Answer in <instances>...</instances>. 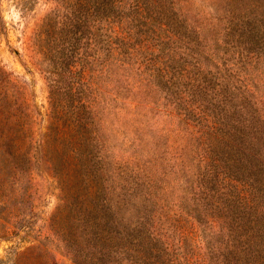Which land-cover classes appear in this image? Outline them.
I'll list each match as a JSON object with an SVG mask.
<instances>
[{"label": "rangeland", "instance_id": "obj_1", "mask_svg": "<svg viewBox=\"0 0 264 264\" xmlns=\"http://www.w3.org/2000/svg\"><path fill=\"white\" fill-rule=\"evenodd\" d=\"M2 101L0 264H232L264 222V0H0Z\"/></svg>", "mask_w": 264, "mask_h": 264}, {"label": "trees", "instance_id": "obj_2", "mask_svg": "<svg viewBox=\"0 0 264 264\" xmlns=\"http://www.w3.org/2000/svg\"><path fill=\"white\" fill-rule=\"evenodd\" d=\"M1 103L0 112L11 111L10 106H5V101H2ZM27 128L28 126L26 124L18 121L2 124L0 127L1 130L4 129L7 132L4 139L5 148L9 150L11 154L22 150L20 140L22 135L26 133ZM19 162L20 161L18 160L16 165ZM135 241V238L131 240V242ZM145 245L146 243L140 237L138 245H135L134 248H132V251L135 250L133 253L135 258L132 259L131 264H166L155 257L156 252L152 248L145 249ZM232 264H264V222L257 220L251 224L248 231L247 249L245 251L240 250L235 256Z\"/></svg>", "mask_w": 264, "mask_h": 264}]
</instances>
